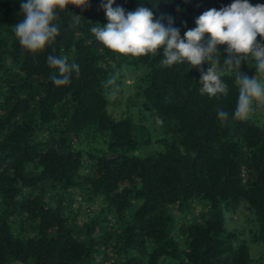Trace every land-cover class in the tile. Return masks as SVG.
I'll use <instances>...</instances> for the list:
<instances>
[{
  "label": "trees",
  "instance_id": "obj_1",
  "mask_svg": "<svg viewBox=\"0 0 264 264\" xmlns=\"http://www.w3.org/2000/svg\"><path fill=\"white\" fill-rule=\"evenodd\" d=\"M233 2L116 5L147 7L165 27L171 17L183 38ZM89 3L58 12L56 41L34 56L13 30L20 0H0V264H264V107L233 118L235 71L227 96L210 97L196 68L161 64L163 49L112 52L90 31L108 24L103 0ZM48 55L79 65L69 85H54ZM241 70L264 83L254 61Z\"/></svg>",
  "mask_w": 264,
  "mask_h": 264
},
{
  "label": "clouds",
  "instance_id": "obj_2",
  "mask_svg": "<svg viewBox=\"0 0 264 264\" xmlns=\"http://www.w3.org/2000/svg\"><path fill=\"white\" fill-rule=\"evenodd\" d=\"M69 5L83 10L90 3L89 0H20L22 18L13 30L21 47L34 56L43 53L59 35L60 29L55 23L58 12L68 11ZM101 7L108 24L105 27L97 24L90 31L107 49L132 57L155 54L163 49L161 64L173 66L187 62L196 68L200 72L199 91L210 97L227 96L228 85L222 77L225 69L228 73L235 71L239 94L233 118L248 120L255 110L264 107V83L241 70L244 62L254 61L256 71L264 74V42L258 41V37L264 38V5L234 0L219 10L209 9L196 19L195 28L185 31L183 38L171 17L165 27L147 7L139 6L126 13L116 5V0H103ZM222 46H226V55L221 62ZM205 63L206 71L201 67ZM47 64L56 70L51 80L58 88L69 85L73 73L80 71L79 65L69 62L66 55H48ZM115 79L111 77L106 83L115 84ZM229 115L217 109L221 121H227Z\"/></svg>",
  "mask_w": 264,
  "mask_h": 264
},
{
  "label": "rangeland",
  "instance_id": "obj_3",
  "mask_svg": "<svg viewBox=\"0 0 264 264\" xmlns=\"http://www.w3.org/2000/svg\"><path fill=\"white\" fill-rule=\"evenodd\" d=\"M131 80L129 79L127 81V83H129ZM122 105H120V107L117 109V111L115 112L116 115H121V110H122ZM246 222L244 221V219H238L237 218H233L232 217H227L226 219V225L227 226H231L232 229H236L237 232L239 234L243 233L245 238H249L248 237V228L246 226ZM253 248H251V253L252 255H254V251L252 250Z\"/></svg>",
  "mask_w": 264,
  "mask_h": 264
}]
</instances>
